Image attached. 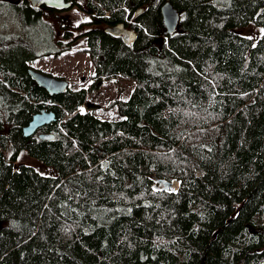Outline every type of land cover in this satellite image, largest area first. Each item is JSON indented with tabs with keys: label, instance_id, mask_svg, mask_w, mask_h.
<instances>
[{
	"label": "trees",
	"instance_id": "1",
	"mask_svg": "<svg viewBox=\"0 0 264 264\" xmlns=\"http://www.w3.org/2000/svg\"><path fill=\"white\" fill-rule=\"evenodd\" d=\"M71 1L92 19L63 39H85L94 82L51 95L29 69L68 45L62 24L0 0V264H264V0ZM119 23L134 43L105 31ZM113 76L135 88L106 119L88 94ZM44 108L57 120L25 137Z\"/></svg>",
	"mask_w": 264,
	"mask_h": 264
},
{
	"label": "rangeland",
	"instance_id": "2",
	"mask_svg": "<svg viewBox=\"0 0 264 264\" xmlns=\"http://www.w3.org/2000/svg\"><path fill=\"white\" fill-rule=\"evenodd\" d=\"M83 3L85 0H81ZM3 16V15H2ZM56 19L48 18L50 23L58 29L62 24L61 34L57 36V40L63 41L64 44L59 45L61 52L59 54H47L39 57L32 62L34 68L48 72L58 78H64L69 81L70 87L73 89L88 88L94 82L95 66L86 52V42L83 37L73 38L71 41H65L63 34L65 27L68 31L76 32V28L80 24L90 21L92 18L78 5H74L71 9L65 11H55ZM5 19L4 21L11 27L13 19ZM16 30V28H13ZM240 33L257 38L261 34V28L250 25L239 30ZM72 38V36H71ZM135 88V83L126 81L121 76H113L107 78L93 92L88 94V100L96 107L93 112L102 118L110 119L119 117V112L114 102L117 100L127 99ZM80 112H86L87 106L83 105L79 108ZM18 164L33 166L41 173H52V169L45 166L39 160L31 157L27 152H23L19 157ZM4 225L0 222V228Z\"/></svg>",
	"mask_w": 264,
	"mask_h": 264
},
{
	"label": "water",
	"instance_id": "3",
	"mask_svg": "<svg viewBox=\"0 0 264 264\" xmlns=\"http://www.w3.org/2000/svg\"><path fill=\"white\" fill-rule=\"evenodd\" d=\"M28 1L34 7H46L54 11H65L69 10L74 6L71 0H18V2ZM161 12L163 15V21L165 25V35H171L175 33L180 24V12L173 6L170 1L165 2L162 5ZM139 15L136 14L135 18ZM106 32L113 34L114 36L122 37L127 44H132L137 40L138 34L135 30L128 28L124 23H119L115 26H107ZM29 73L33 79L42 88L46 89L51 95L65 93L70 87L69 81L64 78H58L47 72L30 68ZM57 120V114L53 110L42 109L41 111L34 114L30 123L23 128L25 137H31L36 134L37 131L49 125ZM40 138L42 139H53L54 135L41 133ZM165 185V188L171 193L177 194L182 186V180L173 178L170 181L160 180Z\"/></svg>",
	"mask_w": 264,
	"mask_h": 264
},
{
	"label": "snow or ice",
	"instance_id": "4",
	"mask_svg": "<svg viewBox=\"0 0 264 264\" xmlns=\"http://www.w3.org/2000/svg\"><path fill=\"white\" fill-rule=\"evenodd\" d=\"M262 31H264V30H262Z\"/></svg>",
	"mask_w": 264,
	"mask_h": 264
},
{
	"label": "bare ground",
	"instance_id": "5",
	"mask_svg": "<svg viewBox=\"0 0 264 264\" xmlns=\"http://www.w3.org/2000/svg\"><path fill=\"white\" fill-rule=\"evenodd\" d=\"M30 123V122H29Z\"/></svg>",
	"mask_w": 264,
	"mask_h": 264
},
{
	"label": "flooded vegetation",
	"instance_id": "6",
	"mask_svg": "<svg viewBox=\"0 0 264 264\" xmlns=\"http://www.w3.org/2000/svg\"><path fill=\"white\" fill-rule=\"evenodd\" d=\"M142 11V10H141Z\"/></svg>",
	"mask_w": 264,
	"mask_h": 264
}]
</instances>
